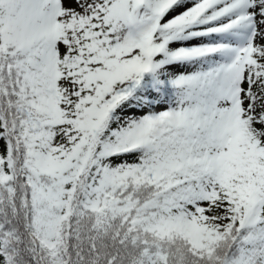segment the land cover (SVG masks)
<instances>
[{"label": "snow or ice", "instance_id": "6c2138e0", "mask_svg": "<svg viewBox=\"0 0 264 264\" xmlns=\"http://www.w3.org/2000/svg\"><path fill=\"white\" fill-rule=\"evenodd\" d=\"M0 264H264V0H0Z\"/></svg>", "mask_w": 264, "mask_h": 264}]
</instances>
